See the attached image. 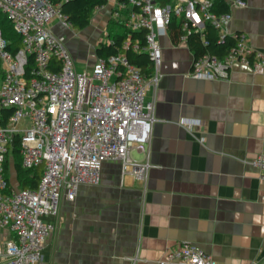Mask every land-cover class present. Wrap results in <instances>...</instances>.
Instances as JSON below:
<instances>
[{"label":"crops","instance_id":"crops-1","mask_svg":"<svg viewBox=\"0 0 264 264\" xmlns=\"http://www.w3.org/2000/svg\"><path fill=\"white\" fill-rule=\"evenodd\" d=\"M117 1L97 8L82 31L59 18L49 23L65 37L75 64L77 56L92 68L96 50L111 43ZM245 1V8L233 10L230 31L244 34L264 54V0ZM173 22L178 29L158 38L157 85L146 88L145 101L155 103L147 151L131 152L149 164L145 179L123 175L118 162L104 163L99 185H82L58 217L45 218L54 229L40 264H159L183 242L200 246L218 264H264V172L250 163L264 155V74L236 64L228 79L188 77L201 55L181 43L180 22ZM103 33L107 43L100 40ZM76 70L82 72L77 64ZM183 118L201 125L190 131L179 123ZM8 160L9 183L19 189L21 174L13 157ZM10 241L16 235L0 228L2 250Z\"/></svg>","mask_w":264,"mask_h":264},{"label":"built area","instance_id":"built-area-1","mask_svg":"<svg viewBox=\"0 0 264 264\" xmlns=\"http://www.w3.org/2000/svg\"><path fill=\"white\" fill-rule=\"evenodd\" d=\"M229 10L217 13V2ZM245 0H118L112 18L125 28L146 30V46L128 35L124 50L146 52L154 62L147 79L125 53L99 58L89 72H78L66 39L49 23L59 18L61 3L50 0H0V13L21 38L20 48L8 50L0 28V228L13 232L17 241L0 247V264H40L47 237L64 201L76 199L82 185H99L103 164L118 162L122 174L145 179L149 164L132 157L146 153L155 120V103L145 101L146 88L157 85L162 61L158 38L169 34L179 20L181 43L193 34L204 44L207 26L218 30L219 43L232 37L224 57L205 53L188 74L196 80L228 79L236 64L264 74V54L251 48L244 34L232 33L233 10ZM190 131L200 120L179 122ZM194 137L201 143L203 136ZM20 142L21 164L26 170L43 166L36 189H14L6 175L12 141ZM264 172V155L251 160ZM218 264L200 246L183 242L165 254L159 264Z\"/></svg>","mask_w":264,"mask_h":264},{"label":"trees","instance_id":"trees-1","mask_svg":"<svg viewBox=\"0 0 264 264\" xmlns=\"http://www.w3.org/2000/svg\"><path fill=\"white\" fill-rule=\"evenodd\" d=\"M53 4L61 3V13L66 18V21L73 29L82 31L86 29L93 18L94 12L97 8L104 6L107 0H50ZM226 10V3L224 1L217 2L216 12L221 13ZM174 21V20H173ZM8 22V21H7ZM10 22V21H9ZM6 21L0 24V28L3 32L4 38L8 43V50L16 52L21 45V38L13 30V27H8ZM11 24V23H10ZM115 26L119 28V31L115 33ZM178 29L176 22H172L169 26V31L174 32ZM206 40L207 45H203L200 39V35L193 34L189 37L188 42L192 50L195 51L196 55H203L205 53H210L220 57L224 52L227 53L229 48L235 44V40L232 37L226 38L224 43H219V33L218 30L212 26H207L206 28ZM146 30H141L139 32L131 31L125 28L120 23H110V33L109 37L111 43L101 44V46L96 50L97 56L99 58H108L111 55H116L120 53H125L127 58L131 63L136 65L141 69L142 73L147 79L152 77L154 72V62L151 60L150 56L146 52L136 53L132 50H124L123 43L128 35H131L132 42H138L141 47L146 46ZM174 40L178 38L177 35L174 36ZM225 53V54H226ZM20 142L19 139H15V146L11 150V157L15 162V166L18 172L21 174V188L36 189L43 175V166L36 167L34 169L26 170L21 164V154H20ZM9 156V157H10ZM8 157V158H9ZM6 162V175H7V164ZM8 178V175H7Z\"/></svg>","mask_w":264,"mask_h":264},{"label":"rangeland","instance_id":"rangeland-1","mask_svg":"<svg viewBox=\"0 0 264 264\" xmlns=\"http://www.w3.org/2000/svg\"><path fill=\"white\" fill-rule=\"evenodd\" d=\"M3 21H6V24L8 27H11L12 24H10V22L8 21L7 17L0 13V24L3 22ZM8 21V22H7ZM81 33H77V35L79 36ZM76 35L75 39H78L80 40V37L78 38ZM101 42L103 43H107L109 41L108 39V36H107V33H103L101 35V38H100ZM81 42V40H80ZM88 61H85V60H80L77 58L76 56V64H77V67L82 70V72H89L91 70V68H89L88 66ZM134 158L138 159V155L137 154H132Z\"/></svg>","mask_w":264,"mask_h":264},{"label":"water","instance_id":"water-1","mask_svg":"<svg viewBox=\"0 0 264 264\" xmlns=\"http://www.w3.org/2000/svg\"><path fill=\"white\" fill-rule=\"evenodd\" d=\"M12 146H15V141L14 140L12 141Z\"/></svg>","mask_w":264,"mask_h":264}]
</instances>
